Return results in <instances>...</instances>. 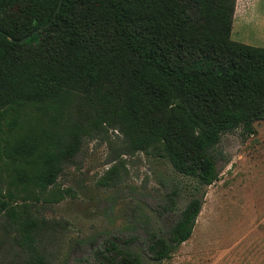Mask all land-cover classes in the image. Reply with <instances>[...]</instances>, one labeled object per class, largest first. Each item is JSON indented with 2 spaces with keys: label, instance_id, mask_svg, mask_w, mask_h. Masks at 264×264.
Here are the masks:
<instances>
[{
  "label": "trees",
  "instance_id": "obj_1",
  "mask_svg": "<svg viewBox=\"0 0 264 264\" xmlns=\"http://www.w3.org/2000/svg\"><path fill=\"white\" fill-rule=\"evenodd\" d=\"M60 2L0 0V215L27 255L0 264H46L37 244L48 222L28 202L55 187L84 138L109 130L193 184L168 237L149 239L152 260L170 261L194 233L204 188L219 181L222 136L248 139L264 122V48L232 40L237 0ZM177 196L167 195L170 212ZM94 258L143 264L113 240Z\"/></svg>",
  "mask_w": 264,
  "mask_h": 264
},
{
  "label": "rangeland",
  "instance_id": "obj_2",
  "mask_svg": "<svg viewBox=\"0 0 264 264\" xmlns=\"http://www.w3.org/2000/svg\"><path fill=\"white\" fill-rule=\"evenodd\" d=\"M232 40L264 48V0H237ZM42 120L30 122L67 135V121ZM255 127L248 139L240 130L222 136L219 181L204 188L191 239L163 263L150 257L149 239L168 237L192 198L193 184L151 152L129 153L118 131L84 138L55 187L40 203L28 202L48 222L37 244L46 264H96L95 252L109 240L138 253L143 264H264V122ZM174 189L176 208L170 212L167 195ZM61 192L64 199L54 202ZM7 223L0 215V263H23L26 252Z\"/></svg>",
  "mask_w": 264,
  "mask_h": 264
},
{
  "label": "water",
  "instance_id": "obj_3",
  "mask_svg": "<svg viewBox=\"0 0 264 264\" xmlns=\"http://www.w3.org/2000/svg\"><path fill=\"white\" fill-rule=\"evenodd\" d=\"M62 2H63V0H61V2H60L59 7H58V10L60 9V7H61V5H62ZM29 38H30V36L25 37L24 39H22V40L19 41V42H20V43H24V42H26Z\"/></svg>",
  "mask_w": 264,
  "mask_h": 264
}]
</instances>
